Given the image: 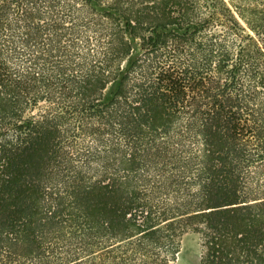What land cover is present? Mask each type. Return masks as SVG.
Instances as JSON below:
<instances>
[{"label": "trees", "instance_id": "1", "mask_svg": "<svg viewBox=\"0 0 264 264\" xmlns=\"http://www.w3.org/2000/svg\"><path fill=\"white\" fill-rule=\"evenodd\" d=\"M0 0V264H264V0Z\"/></svg>", "mask_w": 264, "mask_h": 264}, {"label": "rangeland", "instance_id": "2", "mask_svg": "<svg viewBox=\"0 0 264 264\" xmlns=\"http://www.w3.org/2000/svg\"><path fill=\"white\" fill-rule=\"evenodd\" d=\"M254 2L250 0V3ZM199 240L195 236L187 235L183 238L182 250L173 264H198Z\"/></svg>", "mask_w": 264, "mask_h": 264}]
</instances>
